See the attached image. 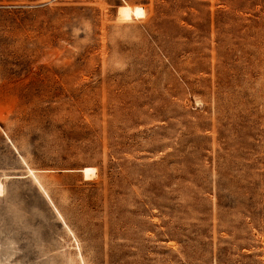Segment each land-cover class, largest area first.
Listing matches in <instances>:
<instances>
[{
	"label": "rangeland",
	"instance_id": "1",
	"mask_svg": "<svg viewBox=\"0 0 264 264\" xmlns=\"http://www.w3.org/2000/svg\"><path fill=\"white\" fill-rule=\"evenodd\" d=\"M0 264H264V0H0Z\"/></svg>",
	"mask_w": 264,
	"mask_h": 264
},
{
	"label": "bare ground",
	"instance_id": "2",
	"mask_svg": "<svg viewBox=\"0 0 264 264\" xmlns=\"http://www.w3.org/2000/svg\"><path fill=\"white\" fill-rule=\"evenodd\" d=\"M84 173L86 176L95 175L97 173V169L95 167H86L84 169Z\"/></svg>",
	"mask_w": 264,
	"mask_h": 264
},
{
	"label": "snow or ice",
	"instance_id": "3",
	"mask_svg": "<svg viewBox=\"0 0 264 264\" xmlns=\"http://www.w3.org/2000/svg\"><path fill=\"white\" fill-rule=\"evenodd\" d=\"M138 15H142V12H140L139 10H138Z\"/></svg>",
	"mask_w": 264,
	"mask_h": 264
}]
</instances>
